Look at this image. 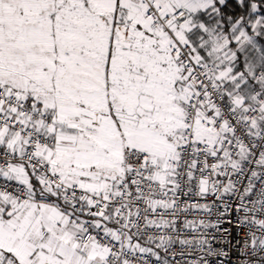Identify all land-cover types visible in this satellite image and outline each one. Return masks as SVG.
Returning <instances> with one entry per match:
<instances>
[{"label": "snow or ice", "instance_id": "obj_1", "mask_svg": "<svg viewBox=\"0 0 264 264\" xmlns=\"http://www.w3.org/2000/svg\"><path fill=\"white\" fill-rule=\"evenodd\" d=\"M0 264H264V0H0Z\"/></svg>", "mask_w": 264, "mask_h": 264}]
</instances>
